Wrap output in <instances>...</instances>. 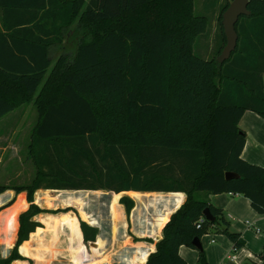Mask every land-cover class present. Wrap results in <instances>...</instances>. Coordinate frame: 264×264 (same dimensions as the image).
I'll return each instance as SVG.
<instances>
[{"label": "trees", "instance_id": "1", "mask_svg": "<svg viewBox=\"0 0 264 264\" xmlns=\"http://www.w3.org/2000/svg\"><path fill=\"white\" fill-rule=\"evenodd\" d=\"M231 1H205L219 9L214 56L205 58L194 48L210 18L196 12L195 0H0V117L30 101L39 115L29 144L34 178L0 184V193L26 191L31 202L0 264L25 259L19 246L43 226L34 216L60 210L33 203L40 188L185 192L145 264H187L181 245L196 248L193 240L212 226L235 248L246 244L224 210L204 197L240 193L264 214V166L243 158L246 133L239 125L247 110L264 117V0H249L250 14L236 23L237 47L219 63L222 13ZM75 21L76 40L68 46ZM55 46L64 52L53 64ZM227 171L238 176L226 178ZM120 202L128 213L135 204L126 195ZM23 205L10 209L12 225L0 214L6 247ZM206 208L214 221L204 217ZM170 212L156 217L158 231ZM80 227L85 243L97 239L98 227L82 219ZM198 264H210L205 249Z\"/></svg>", "mask_w": 264, "mask_h": 264}, {"label": "crops", "instance_id": "2", "mask_svg": "<svg viewBox=\"0 0 264 264\" xmlns=\"http://www.w3.org/2000/svg\"><path fill=\"white\" fill-rule=\"evenodd\" d=\"M216 22V21H215ZM217 28V27H216ZM69 38V35H68ZM66 38V42H68ZM75 38L71 39L70 45L75 43ZM53 64L63 52L64 47H53ZM263 85H264V74H263ZM31 105L34 106L33 103ZM26 104L16 108L15 110L5 114L0 117V119L6 117L10 113H14L16 110H20ZM35 107V106H34ZM26 108L22 109L19 113L14 115H9L3 124L0 125V165H4L7 169L15 170V177L20 179H33L36 174V167L32 163V169H28L25 166V161L19 160L16 158L17 151H12L18 146L14 140L10 139V133H14L17 127V117L21 119L26 113ZM36 120L35 123H28L24 131L29 132V140L26 142V146H29L31 141V133L34 129V126L38 122V111L35 107ZM12 116V117H10ZM4 120V119H3ZM33 120V119H32ZM239 125L244 129L246 133V143L242 151V156L247 161L259 164L264 166V117L258 114L255 111L247 110L240 119ZM23 129V128H22ZM21 146V145H20ZM27 154V151H26ZM19 156V155H18ZM20 158V157H19ZM4 180L0 184L12 185L11 180L8 179V176H0V181ZM24 184L19 182L16 185ZM67 189H45L40 188L35 191V197L43 196L47 197L52 191H63ZM111 191V190H109ZM115 193L116 199L111 200L107 204V220L109 221V231L107 234V249L108 245L111 247L113 244H117L118 247H124L133 249L132 255L128 257L129 264H138V258L144 257V263L146 262L149 254L156 249V242L162 237V230L166 222L169 220L171 214L175 212L182 203L186 200L185 192H161V191H136V190H127L119 193ZM129 196L134 200V207L128 213L126 206L120 202L122 196ZM209 202L214 206L222 208L230 222V229L236 230L242 233L243 238L246 241V244L240 248H235L233 241L227 236L226 233L218 230L215 226L209 228L208 232L203 235L207 237V244L203 247L206 252L207 259L210 264H264V258L260 257L259 254L264 249V214L258 213L253 206L248 197L240 193L232 192H223V193H209L204 196ZM82 197H77L76 203L83 204L84 200ZM181 198L182 201L177 204V199ZM13 201L11 205L2 209V211L9 210L11 208H16L20 201L24 202L23 207L18 209L17 212V222L21 212L25 211L28 208V201L26 194L16 193L15 190L9 188L6 191L0 193V206L5 205L6 203ZM51 204L48 205L47 201L44 200V204H41V207L49 208V206H59L57 200H49ZM163 201V202H162ZM36 202L37 199H36ZM70 204H67L69 206ZM168 210H171L169 216L164 220L161 230H157L155 225V219L158 215L166 214ZM43 212L40 213V215ZM83 213H85L83 211ZM12 215L15 212H11ZM89 217V214L87 215ZM73 218V216H72ZM37 221L43 223L38 217L34 218ZM59 220L69 219V214L55 218ZM71 219V218H70ZM89 224L96 226L94 220L82 219ZM77 223L78 235L80 238H83V233L80 227V220ZM19 224V222H18ZM43 227H37V229L32 232L28 240H25L24 243H32L36 241L38 229ZM145 228H156L159 232V239L153 242L154 237L144 231ZM17 229V228H16ZM16 231V230H15ZM128 231L131 234H128ZM100 228L97 235V239H100V246L103 245V239L100 237ZM134 235L135 239L132 238ZM124 237L122 240H117L118 237ZM126 236V238H125ZM31 237V239H30ZM79 238V239H80ZM17 239V238H16ZM96 239V240H97ZM95 240V241H96ZM145 240H148L147 243ZM84 241V240H83ZM95 241H90L88 243H93ZM23 243V244H24ZM109 243V244H108ZM20 246V248L23 246ZM15 245V244H14ZM123 248V249H124ZM21 251V250H20ZM111 251V248H110ZM128 251V250H126ZM22 252V251H21ZM179 252L181 256L186 260L187 264H198L199 249L193 248L187 245H181ZM235 256V259L232 258ZM5 257V256H4ZM21 259L15 260L20 261ZM17 263V262H16Z\"/></svg>", "mask_w": 264, "mask_h": 264}, {"label": "rangeland", "instance_id": "3", "mask_svg": "<svg viewBox=\"0 0 264 264\" xmlns=\"http://www.w3.org/2000/svg\"><path fill=\"white\" fill-rule=\"evenodd\" d=\"M205 1L206 0H195V10L197 13H203L207 15L210 18V25L206 34L202 33L198 36L195 42L194 50L197 54L204 56L205 58H212L214 56L213 35L218 25L217 16L219 9H215L212 7L208 8ZM106 25L107 27H109L108 22L96 23L94 27L96 29H103ZM75 26H77L76 21L73 26L69 27V32L67 33L69 35V38L67 35V38L69 39L67 42L68 46H70L69 41L73 39V37H75ZM31 103L32 101L26 103V106L22 107L20 110H16L14 113H10L9 115H14L16 113H19V111L21 112L22 109H27L26 113L23 115V117H21V119L17 117V127L14 133H10V139L14 140L18 145L16 149L12 150L17 151V155H15L16 158L25 161L26 168L33 170L32 163L34 162L31 157L30 147L25 145L29 140V132L24 131L28 123L34 124L36 120V110L35 107L31 105ZM9 115L0 119V125L3 124V121H5V119H7ZM15 173L16 172L14 169L12 170L11 168L6 170V167L4 165H0V176H8V179L11 180L12 185H16L19 182L29 184L32 181L31 179L17 178L15 177ZM1 182H4V180L0 181V183ZM24 193L26 194L27 198V192L22 191V194ZM78 196L82 197L81 199L84 200L83 204L76 203ZM115 197L117 196H115L114 191L109 190L52 191L50 192V195H47V197H43L40 195L35 197L34 193L33 203L37 206L41 207V204L46 203L44 202V200L49 203L48 205H56L57 202L55 204H51L49 200H57L59 206H49V208L53 210H60L56 212H43L41 215L39 213L34 216V218L38 217L43 221V223L41 222L43 226H40L43 228L38 229V239H36V241H34L32 245L28 242H23V246L21 248L20 246L22 244L19 246V252L25 257V259L16 261L17 264H129L130 261L128 257L132 255L133 252V249H130L129 245V248H120L117 244H113L111 245V247L108 245L107 249V234L109 231V221L107 220V204H109L111 200H113L114 202V200L116 199ZM36 199L38 202H36ZM28 203L29 208L31 202L28 201ZM67 204L70 205L67 206ZM83 211L85 213H83ZM2 213L5 214L4 218L7 225H12L14 220L9 216H12L11 212L9 210H0V214ZM65 214H69V219H67V221L63 219V216ZM88 214L89 217H87ZM60 216H62V219L64 221L55 219ZM83 218L87 220H94L96 222L95 225L99 226L101 232L100 237L104 242L102 246L96 245L95 242L85 243L83 241V238H80V236L78 235V227L76 222ZM18 228L19 224L17 225V229L13 235L12 246L6 247L4 244L0 243L1 256H7L11 252L14 244L16 243ZM144 231L154 237L153 242L159 239V232L156 230V228H145ZM128 234H131V232L128 231ZM123 238L124 237L121 236L118 237L117 240L119 241ZM132 238L135 239L134 235L132 236ZM145 241L147 243L149 242L148 240ZM201 241L204 246L208 243L207 237L205 236L201 238ZM14 262L15 261H13L11 264H13Z\"/></svg>", "mask_w": 264, "mask_h": 264}, {"label": "water", "instance_id": "4", "mask_svg": "<svg viewBox=\"0 0 264 264\" xmlns=\"http://www.w3.org/2000/svg\"><path fill=\"white\" fill-rule=\"evenodd\" d=\"M249 0H232L227 8L222 13L221 23L223 25L224 34L226 37V43L221 50L220 54L217 56V60L219 63H223L228 60L232 54V52L236 49L238 44V33L236 30V23L242 15H249L250 10L248 8ZM237 173L227 171L226 178L236 177ZM204 217L209 221H214L215 217L210 211L209 208H206L203 211ZM193 245L197 249H203V244L201 238L196 237L193 240Z\"/></svg>", "mask_w": 264, "mask_h": 264}, {"label": "built area", "instance_id": "5", "mask_svg": "<svg viewBox=\"0 0 264 264\" xmlns=\"http://www.w3.org/2000/svg\"><path fill=\"white\" fill-rule=\"evenodd\" d=\"M203 219H204V218H202V219H201V221H202ZM198 226H200V223L198 224ZM232 258H234V259H235V256H233Z\"/></svg>", "mask_w": 264, "mask_h": 264}]
</instances>
